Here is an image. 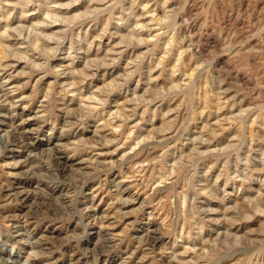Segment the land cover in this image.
<instances>
[{"label":"rangeland","instance_id":"obj_1","mask_svg":"<svg viewBox=\"0 0 264 264\" xmlns=\"http://www.w3.org/2000/svg\"><path fill=\"white\" fill-rule=\"evenodd\" d=\"M29 1L0 0V264H264V0Z\"/></svg>","mask_w":264,"mask_h":264},{"label":"bare ground","instance_id":"obj_2","mask_svg":"<svg viewBox=\"0 0 264 264\" xmlns=\"http://www.w3.org/2000/svg\"><path fill=\"white\" fill-rule=\"evenodd\" d=\"M19 0H7V2H9V3H14V2H16V3H19L18 2ZM31 1V0H30ZM29 1V2H30ZM29 2H28V4H29ZM57 2V1H56ZM25 3V2H24ZM23 3V5H25ZM147 5V4H146ZM26 6V5H25ZM7 7V6H6ZM12 10V9H11ZM27 10V9H26ZM26 10H25V8H23V14L26 12ZM56 11V7H55V9H54V7H53V9H51V11H47L46 12V14H47V16H49V17H51V16H53L52 15V11ZM7 11V10H6ZM4 14V13H3ZM5 14H6V12H5ZM26 15V14H25ZM55 15V14H54ZM10 16V15H9ZM170 16V15H169ZM54 17V16H53ZM74 18V17H73ZM55 19V18H54ZM59 20V19H58ZM54 21V20H53ZM37 22V21H36ZM8 24V23H7ZM9 25V24H8ZM20 25V24H19ZM23 25H24V23H23ZM23 25H22V27L20 26L18 29H20V31L23 29ZM31 28V27H30ZM32 28H35V29H37L38 31H40L39 33H45V32H47L48 30H46L45 28H43L42 26H41V22L39 21V22H37V23H35V24H33L32 25ZM7 30V29H6ZM17 31V30H16ZM6 33H8L7 31H5ZM4 32V33H5ZM36 32V31H35ZM52 32V31H51ZM46 34V33H45ZM46 35H48L49 37H52V35H55V34H53V33H51V34H46ZM35 36H36V33H35ZM42 36V35H41ZM4 34H0V47H2V48H4V46H6L5 44V41L6 40H4ZM4 40V41H3ZM24 40V39H23ZM37 41V40H36ZM42 41V40H41ZM19 42V41H18ZM20 43V42H19ZM37 43H38V41H37ZM27 44V43H26ZM15 45H16V43H15ZM36 45V44H35ZM20 48V47H19ZM6 49V48H5ZM8 49L9 48H7V52H8ZM16 50H18V53H23V50L24 49H16ZM5 51V50H4ZM3 53V52H2ZM16 53H17V51H16ZM9 54V53H8ZM183 54V53H182ZM182 54H180V55H182ZM17 55V54H16ZM26 55V54H25ZM181 58H182V56H180ZM176 66V65H175ZM174 66V67H175ZM136 146V145H135ZM3 193V192H2ZM26 194L27 193V196L26 197H28V191H26V190H24V189H21V190H19V192H18V194ZM23 198V197H22Z\"/></svg>","mask_w":264,"mask_h":264}]
</instances>
